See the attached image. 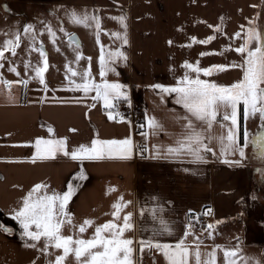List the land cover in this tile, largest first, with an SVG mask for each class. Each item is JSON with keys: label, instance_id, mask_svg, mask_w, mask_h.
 Masks as SVG:
<instances>
[{"label": "crops", "instance_id": "0c3cea01", "mask_svg": "<svg viewBox=\"0 0 264 264\" xmlns=\"http://www.w3.org/2000/svg\"><path fill=\"white\" fill-rule=\"evenodd\" d=\"M258 1H49V6L53 8L54 4L61 3H74L79 6L96 4L99 7L101 34L100 43H97L96 59L93 57L89 64L87 58L90 55L86 48V57L82 60L83 67L89 69L92 79L100 83V45L104 46L105 51L118 48L124 51L128 57L127 61L121 60L116 66V72H109L105 79L127 86L131 104L138 103L144 107V121L141 123L144 127L131 117L123 115L121 107L124 101L118 103L117 110L125 119L109 120L108 110L103 102L91 99L95 95L94 91L85 97L83 92L66 90L69 88L68 80L60 79L54 66L45 73L46 89L38 81H30L27 89L14 85L11 91L16 97L15 100H10L7 95L9 90L0 85V225H6L13 230L11 233H5L4 229L0 228V264H31L38 255L36 250L24 246L25 241L20 236L22 229L17 221L11 218L9 210L15 208L36 183H47L50 188L62 193L67 190L70 181L79 185L68 205L73 222L79 225L84 219L94 221V225L84 234H79L82 238H91L96 225L113 219L111 213L115 209L112 205L121 196L124 201L133 202L121 211L120 218L115 222L122 225L123 217L129 212L133 213L135 235L130 231L125 233V237L133 238L136 242L134 255L139 264H169L161 251L154 247L149 248L147 244L141 251L138 243L140 239H152L153 229L158 227L157 220L147 211L157 203L163 204L167 209L164 218L169 222L175 221L174 235L160 237V242L175 244L183 238L193 252L196 244L200 243L202 260L215 248L216 264H226L224 251H236L237 256L234 259L237 264H264V174L257 171L264 168V162L254 154L257 150L250 143L246 149L247 159L241 165L223 163L225 158L232 160L238 156L221 155L220 145L215 140L211 146L216 155L209 154L207 163L204 164L193 165L190 163L191 157L187 156L180 159L155 158L157 149L163 154L168 147L177 146V141L183 138V129L176 121L175 113L183 114L185 110L176 105L173 96L168 94H163L165 99L162 101L159 90H153L151 87L155 83L174 85L183 75L182 64L185 60L191 63L198 60L201 67L238 61V54L225 52V48L228 45L233 48L239 46L242 38L227 37H234L236 32L241 31L242 25L245 28L249 26V22L255 18ZM24 3L36 5L29 0ZM16 15L15 12L5 13L8 22ZM120 15L126 17L127 44L111 35L114 32L123 34L124 29L120 23L111 19ZM217 24L222 25V32L226 33L227 37L215 33L217 38L210 44L193 43V37L198 41L214 35L213 29L208 25ZM13 30L15 32L17 28ZM19 30L22 32V27ZM79 44L83 45L82 40ZM202 52L217 54L201 56ZM12 61L18 68L24 69L23 60ZM93 61L97 62L96 67L92 66ZM8 67L9 64L5 62L0 71L6 80L28 78L25 74L17 77L7 71ZM74 69L82 70L81 67ZM241 77L240 70L232 68L223 74L214 73L213 76L217 82L226 85ZM75 80L81 82L80 79ZM241 111L243 113L242 104L239 112L240 144L244 143L245 131L248 132L249 141L255 138L264 142V128L261 127L258 113L250 115L247 119L243 114V138L240 140ZM149 117H155L160 128H149ZM217 121L209 133L214 137L226 135L227 127L222 128L221 123L227 125L230 121L223 122L222 114L218 116ZM49 128L52 132L48 131ZM41 137L66 138L69 151L80 144L90 146L91 140L95 138L130 137L136 145L137 142L142 143L144 152L141 154L137 147V151L129 159L106 157L102 160L83 162L57 154L56 158L33 162L35 149L32 145L36 138ZM185 168L189 171L185 172ZM81 169L87 179H76ZM152 197L159 198L158 202L153 201ZM141 207L146 209L143 215L140 212ZM206 207H210L212 211L211 221L214 229L195 231L186 227L188 214L199 212ZM159 215L158 212L157 216ZM185 231L189 233L186 238L183 236ZM65 234H73L75 238L78 233L68 229ZM50 251L62 254L61 250ZM37 264H43V257ZM65 264L77 262L74 256L70 255ZM189 264H195L194 255L190 256Z\"/></svg>", "mask_w": 264, "mask_h": 264}, {"label": "snow or ice", "instance_id": "6c2138e0", "mask_svg": "<svg viewBox=\"0 0 264 264\" xmlns=\"http://www.w3.org/2000/svg\"><path fill=\"white\" fill-rule=\"evenodd\" d=\"M96 11L99 10L94 9L90 13L87 8L79 11L71 9L66 10V15L72 24L82 25L85 28L94 26L96 42L99 44L101 19L94 14ZM258 18L259 14L257 18L249 22L247 28L242 25L241 31L236 32L234 37H227V34L222 32V25L217 24L215 26L208 25L209 28L213 29L214 35L198 41L195 37L192 38L193 43L199 44H210L217 38L215 33H220L228 39L242 38V43L239 46L233 48L228 45L225 48V52L237 53L239 56L238 61L201 67L198 60L195 63L185 60L182 64L183 75L174 85H165L163 83L151 85L153 90H159L162 101L165 99L163 94H168L173 96L176 105H180L185 110L183 114L175 113V119L181 124L183 129L181 133L183 138L177 141V146L168 147L163 154L161 150L157 149L155 158L168 159L172 157L180 159L187 156L191 157L190 163L193 165L204 164L207 163L209 154L216 155L211 146L215 140L220 145L221 155L225 157L229 155L238 156L237 159L232 160L225 158L223 160L225 164L241 165L244 163L247 159L246 149L250 143L257 150L254 154L257 155L261 162H264V142L255 138L249 141L247 131L244 132L243 145L239 142V112L241 104L243 105L245 119L258 113L261 127L264 128V26H258L255 23V19ZM111 19L118 21L124 29L123 34L114 32L111 35L122 40L123 44H127L126 17L120 15L111 17ZM221 21H223V18H221ZM62 23L61 21L59 31L67 37L69 47L74 43L76 44L73 50L75 53L74 61L79 65V62L85 59L80 51L81 45L74 41L72 33L65 31ZM39 24L43 25L39 32L36 24L28 23L23 26L22 32L17 29L12 33V38L5 39L3 45L0 46V69H3L5 62H7L9 64L7 71L15 73L17 77H21L18 66L5 56V52H10L12 57H16L17 49L21 46L22 37H24L28 41L27 52L29 56L32 53H38V59L35 63L31 59L23 62L25 74L31 73L28 78L21 77L15 81H10L0 74V85L5 86L9 90L7 95L10 100L16 99L11 91L14 85L27 89L30 81H38L45 89L47 88L45 73L49 69L48 53L44 43L38 40V36H42L46 31L54 46L59 38L50 23L45 24L44 21H40ZM100 47L99 75L101 82L97 83L92 79V73L89 69L85 68L78 72L71 66L73 62L69 61L65 65L66 78L69 84V88L66 90L83 92L85 97L94 91L95 95L91 99L103 102L105 109L108 110V119L115 120L119 118L123 121L125 118L117 110V105L120 101H124L129 107L131 106L132 101L128 88L119 82H109L105 77L109 72L115 73L119 62L121 60L127 61L128 57L119 48L114 51H105L102 44ZM56 51L59 52L60 48L56 47ZM216 54L215 52L200 53L201 56ZM220 54L223 55V53ZM87 60L90 64L91 57H88ZM230 68L239 69L242 77L227 85L219 83L213 78L214 73L223 74ZM78 75L81 81L79 83L73 79ZM201 76L206 78L202 79ZM221 114L222 121H230V124L221 123L222 128L227 127L226 135L214 137L209 133V130L214 123L218 122L217 118ZM147 125L152 129L160 128V124L155 117H149ZM141 127H144V125H141ZM48 131L52 132V129L49 128ZM206 133L209 134L206 135ZM141 135H144V133H141ZM32 147L35 149L32 155L33 162L40 159H53L56 158L57 154H62L65 157L70 156L72 160L81 162L85 160H102L106 157L129 159L137 151V145L130 137L124 139L95 138L91 140L90 146L80 144L71 151L68 149L66 138L44 139L41 137L35 139ZM139 151L143 154L144 148L139 147ZM184 171L188 172L189 170L185 168ZM257 171L264 174V168L257 169ZM76 179H87L83 169L77 174ZM78 187V184L70 181L67 185V190L61 193L50 188L47 183H36L21 198L18 205L9 210L11 218L17 221L22 229L20 236L25 241L24 246L34 249L38 253L31 264H37L41 257H43V264H65L66 259L70 255L74 256L77 264H139L138 259L134 255L136 242L133 238L125 237V233L130 231L135 235L133 213L129 212L123 217L122 225L115 222L120 218L121 211L133 202L124 201L123 196H121L112 205V208L115 209L111 213L113 219L96 225L91 238L85 239L79 234H84L89 227L94 225V221L92 219H84L82 223L77 225L73 222V216L68 209L69 202ZM151 199L158 202L159 198L152 197ZM253 199H256V197H253ZM145 211L146 209L141 207L140 212L142 215ZM147 211L152 214L154 220H157L158 227L153 229L152 239L147 241L140 239L138 241L141 251H143L145 244L149 248L154 247L163 253L169 264H189V258L193 255L195 264H216L215 248L206 254V259L202 260L200 243L196 244L193 252L183 238L179 239L175 244L160 242V237L174 235L175 221L169 222L164 218V213L167 209L161 203H157L156 206L147 209ZM158 212L159 216H157ZM207 214H210V210ZM189 215H192V213L190 212ZM186 227H190V224L186 225ZM0 228H3L5 233L13 231L6 225H0ZM68 229L78 233L75 238L73 234H65ZM207 229H214V225L208 224ZM211 234V231H209V236ZM188 235V231L183 234L185 238ZM51 249L61 250L62 254H56L50 251ZM236 256V251H224L226 264H237V260L234 259Z\"/></svg>", "mask_w": 264, "mask_h": 264}, {"label": "rangeland", "instance_id": "374dc122", "mask_svg": "<svg viewBox=\"0 0 264 264\" xmlns=\"http://www.w3.org/2000/svg\"><path fill=\"white\" fill-rule=\"evenodd\" d=\"M27 0H0V46L3 45V41L5 39L12 38V33H14V28L20 29V27L28 24L33 23L37 25V31L39 32L43 25L39 24L40 21H44L45 24H51L53 29L56 31L58 36L57 44L54 46L49 39L47 32L45 31L42 36H38V40L42 41L45 45V49L48 53V59H49V68L51 66L55 67L56 74L59 75L60 79H66V67L65 65L68 64L69 61H72L73 63L71 66L73 68L75 67H83V62L80 61L78 66H74L73 64H76L74 61V49L76 45H72L69 47L67 37L59 31V28L61 27V21L62 26L64 27L66 32L77 33L80 37V40H82L83 45L80 47V51L82 52L83 56L86 57L84 54L86 48L88 49L89 55L91 57V61L93 57L96 59V53H97V42H96V36H95V27L85 28L82 25H75L69 22L68 17L66 15V10L76 9L81 10L84 8H87L89 12L91 13L92 10L97 9L99 10V7L96 6V4H90L89 6H79L74 3H61V4H54V8L49 6V1L51 0H29V2H35L36 5H26ZM40 4V5H38ZM50 7V10H49ZM17 14L16 16L11 17L9 20L11 22H8L6 19L5 13H14ZM94 14L99 16V11H96ZM259 14V18L255 19V23L258 26H264V0H259L258 5L256 7V15L255 18H257ZM10 15V14H9ZM9 26H15L14 28ZM28 47V41L26 38L22 37V43L20 46V49H17V56L12 57L10 52H5V56L8 59L15 60L17 62H20V60L27 61L29 59L32 60L33 63H35L38 59V53H32L31 56H29L27 52ZM56 47L60 48V51H56ZM92 66L96 67L97 62L93 61ZM81 69H78V72H80ZM1 71V69H0ZM18 71L21 74H25L24 69L18 68ZM15 74V73H13ZM26 75V74H25ZM31 75V73H28L27 76ZM70 75V74H68ZM73 79H80L79 75ZM2 99V98H1ZM121 104V103H120Z\"/></svg>", "mask_w": 264, "mask_h": 264}, {"label": "built area", "instance_id": "2783aa9c", "mask_svg": "<svg viewBox=\"0 0 264 264\" xmlns=\"http://www.w3.org/2000/svg\"><path fill=\"white\" fill-rule=\"evenodd\" d=\"M123 115L131 117L137 124L141 125L144 121V107L141 104L133 103L129 107L127 103H124L121 107ZM139 129V128H138ZM137 147H142V143L137 142ZM210 210V214L209 213ZM192 215L188 214V225L190 228L195 231H206L207 225L212 224L211 215L212 211L210 207H206L199 212H191Z\"/></svg>", "mask_w": 264, "mask_h": 264}, {"label": "trees", "instance_id": "16d2710c", "mask_svg": "<svg viewBox=\"0 0 264 264\" xmlns=\"http://www.w3.org/2000/svg\"><path fill=\"white\" fill-rule=\"evenodd\" d=\"M123 102V101H122ZM121 102V103H122ZM125 103V102H124ZM124 103H122V105L124 104ZM243 113H242V111H241V135H240V140H242V136H243Z\"/></svg>", "mask_w": 264, "mask_h": 264}, {"label": "water", "instance_id": "95a60500", "mask_svg": "<svg viewBox=\"0 0 264 264\" xmlns=\"http://www.w3.org/2000/svg\"><path fill=\"white\" fill-rule=\"evenodd\" d=\"M73 37H74V41H75L76 43H80V39H79L77 33H73Z\"/></svg>", "mask_w": 264, "mask_h": 264}]
</instances>
